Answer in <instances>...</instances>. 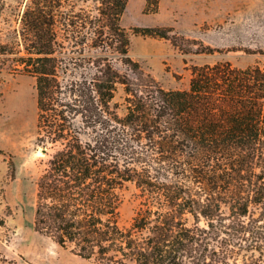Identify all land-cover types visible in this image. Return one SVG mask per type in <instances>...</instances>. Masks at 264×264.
<instances>
[{
	"label": "trees",
	"instance_id": "obj_1",
	"mask_svg": "<svg viewBox=\"0 0 264 264\" xmlns=\"http://www.w3.org/2000/svg\"><path fill=\"white\" fill-rule=\"evenodd\" d=\"M127 3L28 0L7 39L0 28V69L34 79L36 144L47 149L34 231L96 264H259L264 63L195 65L187 89H165L129 55ZM132 30L215 52L172 28ZM128 183L140 202L122 226Z\"/></svg>",
	"mask_w": 264,
	"mask_h": 264
},
{
	"label": "rangeland",
	"instance_id": "obj_2",
	"mask_svg": "<svg viewBox=\"0 0 264 264\" xmlns=\"http://www.w3.org/2000/svg\"><path fill=\"white\" fill-rule=\"evenodd\" d=\"M27 1L4 0L2 39L17 27ZM120 24L130 33L131 58L165 89H187L195 65L227 61L245 68L264 63L262 55L252 53L264 51V0H150L149 4L128 0ZM134 27L172 28L171 34L195 40L194 49L202 45L215 52L184 53L170 40L135 35ZM121 96L119 91L116 100L121 101ZM36 120L34 79L0 69V264H96L33 229L36 181L47 160L36 144ZM138 194L133 183L123 188L120 225L131 222L139 207Z\"/></svg>",
	"mask_w": 264,
	"mask_h": 264
},
{
	"label": "water",
	"instance_id": "obj_3",
	"mask_svg": "<svg viewBox=\"0 0 264 264\" xmlns=\"http://www.w3.org/2000/svg\"><path fill=\"white\" fill-rule=\"evenodd\" d=\"M46 152H47V149H46V148H41V149H40V153H41V154L45 155Z\"/></svg>",
	"mask_w": 264,
	"mask_h": 264
}]
</instances>
